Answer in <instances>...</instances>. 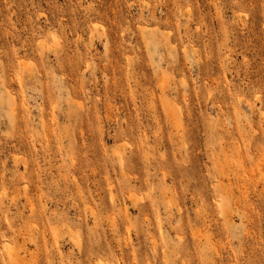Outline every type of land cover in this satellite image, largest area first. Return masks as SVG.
Instances as JSON below:
<instances>
[{
  "label": "rangeland",
  "instance_id": "rangeland-1",
  "mask_svg": "<svg viewBox=\"0 0 264 264\" xmlns=\"http://www.w3.org/2000/svg\"><path fill=\"white\" fill-rule=\"evenodd\" d=\"M0 264H264V0H0Z\"/></svg>",
  "mask_w": 264,
  "mask_h": 264
}]
</instances>
